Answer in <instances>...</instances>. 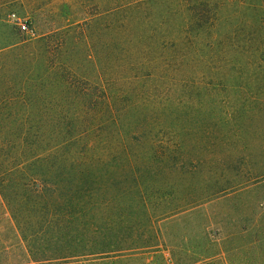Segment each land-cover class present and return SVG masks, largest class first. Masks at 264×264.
I'll list each match as a JSON object with an SVG mask.
<instances>
[{
	"label": "rangeland",
	"instance_id": "obj_1",
	"mask_svg": "<svg viewBox=\"0 0 264 264\" xmlns=\"http://www.w3.org/2000/svg\"><path fill=\"white\" fill-rule=\"evenodd\" d=\"M204 1L0 0V264H108L79 229L67 246L12 219L3 167L36 135L118 209L125 169L157 173L137 194L173 216L117 264H205L209 243L213 264H264V0H206L215 9L188 26Z\"/></svg>",
	"mask_w": 264,
	"mask_h": 264
},
{
	"label": "trees",
	"instance_id": "obj_2",
	"mask_svg": "<svg viewBox=\"0 0 264 264\" xmlns=\"http://www.w3.org/2000/svg\"><path fill=\"white\" fill-rule=\"evenodd\" d=\"M203 4L209 8L203 9L202 4L189 8L191 16L187 19L188 26L201 27L203 12L215 9L209 1L205 0ZM184 29L188 30V27ZM107 89L114 100L108 99L107 109L115 111L116 92H112L113 86ZM87 95L83 93L84 97ZM33 138H38V135L28 137L26 146L13 147L11 155L14 164L9 171L3 167L5 174L13 176L16 187L11 197L7 198L12 219L16 223L55 229L59 234L58 239L66 242L67 246H72L70 241L75 237L73 231L79 229V236L88 241L91 253L106 259L108 264L138 258L140 254L156 247L152 239L159 236L158 223L173 215H151L145 209L151 201L149 196L137 194L141 191L140 181L146 179V175L154 176L156 173L152 175L150 166H145L142 171L140 167L135 170L132 165L125 169L133 183L130 187L127 185L122 194L124 197L120 205L127 197L124 209H118L119 203L115 198L95 199L87 182L89 172L76 165L75 154L68 156L62 152L39 151L32 144L36 142ZM209 245L213 246V243ZM212 246L205 249L202 258L205 264H213L214 259L221 254V250ZM65 257H71L69 252Z\"/></svg>",
	"mask_w": 264,
	"mask_h": 264
},
{
	"label": "built area",
	"instance_id": "obj_3",
	"mask_svg": "<svg viewBox=\"0 0 264 264\" xmlns=\"http://www.w3.org/2000/svg\"><path fill=\"white\" fill-rule=\"evenodd\" d=\"M21 26H22V29L24 31H26V32H29L30 31L29 27L26 24H21Z\"/></svg>",
	"mask_w": 264,
	"mask_h": 264
}]
</instances>
